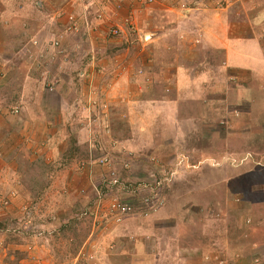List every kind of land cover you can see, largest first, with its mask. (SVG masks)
I'll list each match as a JSON object with an SVG mask.
<instances>
[{"label":"rangeland","instance_id":"rangeland-1","mask_svg":"<svg viewBox=\"0 0 264 264\" xmlns=\"http://www.w3.org/2000/svg\"><path fill=\"white\" fill-rule=\"evenodd\" d=\"M47 3L0 0L9 11L7 22L24 18L40 29L63 10L76 14L83 10L82 2L77 0ZM167 4H162L165 8L160 6V13L136 15L137 33L124 30L122 36L98 41L93 48L82 36L66 38L60 49L48 52L42 42L35 46L32 60H28L30 68L42 74L45 92L49 82L61 83L55 74L60 69L67 71L64 76L69 74L80 82V70L92 63L93 54L98 65L113 68L118 61H124L126 67L131 65L132 72L139 74L147 68L146 60L154 58H148L151 53L144 46L143 30L162 31L182 22L191 25L215 9L235 8L242 15H250L256 7L264 10V0H226L225 5L213 0L208 8L184 17V12L175 14ZM123 16L127 13L123 12ZM152 16L154 20L150 22ZM55 20L58 29L53 30L63 33L62 17ZM178 29L182 33L179 37L177 31H165L171 43L177 40L181 44L203 33L200 29L188 31L183 24ZM40 36L44 39L42 33ZM71 41H81V49H74ZM173 44L165 50L164 60L168 62L175 61V52H179L172 50ZM156 45L152 47L158 55L154 60H159L165 55L158 53L163 45ZM63 61L70 62L69 66H62ZM98 69L96 66V72ZM171 75L167 72L162 76L167 80L163 90L157 82L148 83V87L140 84L144 94L139 87L126 90L130 95L140 93L137 96L114 89L105 91V102L96 108L90 101H97L96 87L93 92L90 89L87 98L63 97L64 104L76 100L80 104L75 117L70 113L72 124L80 125L60 127L62 138L59 134L54 140V145L62 146L59 149L65 148L64 153L51 151V155L43 146L37 149L36 155L41 157L35 163L24 160L21 177L25 181L6 174L0 177V264H114L117 259V264H121L119 257L128 255V250H134V240L140 242L142 238L150 244V253L135 255L139 264H264V91L257 95L254 89L248 90L246 98L252 101L247 102L228 90L221 99L229 97L232 102L218 106L209 102L211 98L199 95L187 102L186 108L183 106L181 118L176 117L175 111L160 110L159 115L165 117L145 119V112L136 108L142 104H135L145 99L162 100L165 91L164 98L175 97L177 84ZM76 81L69 84L71 89L76 87ZM84 87L88 89L87 84ZM118 87L122 89L116 80L115 90ZM216 96L219 97L216 94L213 98ZM189 107L194 110L187 111ZM16 110L8 111L16 115ZM96 137H101L105 145L112 140L127 151H122V157L107 167L86 163L83 168L85 162H90V151L95 149H91L90 142ZM197 140L207 142L209 148L203 149L211 158L199 155L196 148L201 142ZM54 145L51 143V148ZM125 163L130 164L128 169ZM111 169L120 173L122 184L107 192L98 216L91 207L96 191L105 192L103 178ZM152 194L153 202L159 200L157 210L137 205L134 215L119 224L108 212L106 202L113 197L141 204Z\"/></svg>","mask_w":264,"mask_h":264},{"label":"crops","instance_id":"crops-1","mask_svg":"<svg viewBox=\"0 0 264 264\" xmlns=\"http://www.w3.org/2000/svg\"><path fill=\"white\" fill-rule=\"evenodd\" d=\"M43 2L49 5L47 0H43ZM38 5L42 8L40 3ZM124 5L126 7H124L123 12L127 13L129 6L127 3H124ZM160 6L156 5L142 12L157 14L158 11H162ZM162 7L164 6L162 5ZM178 12L180 14L179 10H174L175 14ZM8 14L9 11L5 4H0V171H3L0 172V177L6 174V176H17L20 181H25L21 177L22 166L25 165L24 160L30 161L31 164L35 163V160L41 157L39 154L36 155L37 149H42L45 146L49 149V153L51 151L64 153L65 148L59 149L60 145H54V140L56 135L58 136L59 134L62 138L60 129L62 126L66 128L72 124L73 120H71L70 113H73L75 117L76 111L80 110V108H77L80 104H78L77 100L74 101L75 103L71 101L64 104L63 97L75 96L74 98L76 99L77 97L78 100L83 99L85 96L87 98L90 95V90L89 87H87L88 89L84 87L85 84H83L82 80L80 82L77 78L72 80L69 74L63 75L67 71L60 69L55 74H57L56 79L59 80L60 78L61 83H58L54 92H50L49 90L45 92L42 88V74L36 73L30 68L28 60L29 58L32 60V57L35 56L33 53L37 51L32 41L40 36L41 33L47 35L50 32H55L59 35L60 30H57L58 27L54 23L55 19L60 17L59 14H55L49 21V24L44 25L42 29H40V26L35 27V25L27 22L24 18L19 20L17 17L13 21L7 22L9 18ZM53 14H50V17ZM244 16L248 18L246 19ZM1 17H3L2 20ZM153 17H150V22L154 20ZM200 17L201 19H198L196 23L191 25L182 22L178 23L176 27L173 26L174 28L162 29V31L161 29L159 31L151 30L146 33V29L143 30L144 46H147L149 48L148 53H151L148 54V58L150 57L151 59L152 56L154 58L158 57L152 48L156 44L163 45L162 50L158 53L162 52L161 55H165V57H160L159 60H154V58L146 60L145 65L147 68L139 72V74L132 72L131 65L126 67L124 61H118L113 68L103 64L107 70L111 69L110 73L104 77L105 79L96 77L94 87L107 92L114 89V92L125 91V93H128L126 90H131V88L135 90L139 87V92L144 94V90L140 88V84H145L148 87L150 84L155 85L158 82L159 84L157 83V85H163V90L167 80L165 79V81L162 76L164 77V74H167V72H172L170 77L174 78L177 84L175 97L164 98L166 95L165 91L162 100L145 99L142 100V103L133 102V104L136 103L135 105L142 104L136 108L141 113L145 112L143 115L145 119L150 116L149 118L153 117V120H160L165 117L164 115H159L158 111L160 110H163V112L175 111V114L177 113L176 117L181 118L183 106L199 95L211 98L209 102L212 105L218 106L227 103V101L232 102L229 97L221 99V96L230 90V94L240 95L243 101L251 102L252 100L249 97L246 98L248 90L254 89L257 95L264 91V10L262 11L256 7L253 12H250V15H245V13L242 15L241 11H237L235 8L228 10L215 9L213 13ZM173 18L179 19L177 16ZM161 23H163V20ZM179 24H183L188 31H192L193 29L194 31H199L200 29V34L202 31L203 33L195 38L196 41L195 39H187L186 42H181V44L177 40L171 43L165 31L169 30V32L173 31L175 33L177 31L179 37L182 34L181 30L178 29L181 26ZM54 27L57 29L53 30ZM150 33L152 35L148 36ZM171 44L174 46L172 50L179 52H175V61L168 62V59L164 60L167 57L165 50ZM30 54L32 55L30 56ZM68 63L70 64V62L63 61L62 66H69ZM121 63L125 64V66H121ZM147 69L148 73L146 72ZM116 80H118L119 86L122 85V89L118 87L115 90ZM74 81L77 82V85L74 89H71L69 84L72 85ZM148 81H153V83ZM78 82L80 83L79 85ZM212 89H216V91L213 92ZM153 90L155 91V87ZM140 93L135 95L128 93V96H137ZM216 94L219 97L213 98V95ZM94 96H96V99L100 98V105L105 102V92L102 97L99 96L98 98L97 95ZM11 104L13 105L12 107ZM11 108L13 110L18 109L19 114L13 115L9 113L8 110ZM83 108L87 110L85 106ZM133 109H135L134 106ZM193 110L189 107L187 111ZM79 125L78 123L74 126L78 127ZM109 142L110 144H107L113 146L111 148L116 153L119 151L120 153L122 151L125 152L124 150L126 149L121 146L119 147V145L116 146V143L112 140ZM51 143L52 147L53 145L56 147L51 148ZM196 150L199 155H204V157L210 156L207 154L206 149L197 147ZM134 241V250H128L130 251H127L128 255L119 257L121 258L119 263L139 264L138 257L135 255H148L150 253L148 251L150 244L147 242V239L142 238L140 242L136 239ZM142 252L146 253L143 254ZM117 260L114 261V264H117Z\"/></svg>","mask_w":264,"mask_h":264},{"label":"built area","instance_id":"built-area-1","mask_svg":"<svg viewBox=\"0 0 264 264\" xmlns=\"http://www.w3.org/2000/svg\"><path fill=\"white\" fill-rule=\"evenodd\" d=\"M79 2H82V12L80 14L76 13H69L67 10H63L59 13V16L62 17V22L64 31L61 32L59 35L55 32H50V34L45 35L44 39L40 37H36L32 44L34 46L39 47L41 43L43 42L44 50L45 52H48L50 50L60 49L61 46H63V43L68 39H73L77 36H82L85 38L90 44V46L93 48L96 46L95 44L98 41H106L107 39H114L122 36V34H125V31H130V33H137V27L135 23V18L137 17L139 13H141L143 10H146L148 8H152L156 5H162L164 4L168 6L170 10H179L180 12H184L186 15L187 13H191L193 11H199L201 9H206L210 6L211 2L213 0H77ZM169 1V2H168ZM222 1V5L226 4V0H220ZM124 3H127L128 6V12L127 16H123V9L126 7ZM67 38V39H66ZM74 49L78 51V49H81L83 43L80 42H73ZM92 63L89 64L87 67L85 66L80 70L79 78L82 80V82L89 87V90L91 89L93 92L94 88V81L96 77H105L110 72L107 70V68L103 65H98V60L96 59V55H92ZM96 66L99 68L96 72ZM103 67V68H100ZM48 85L49 91L54 92L58 81L53 80L52 83L49 82ZM110 84V83H109ZM95 95L102 97L104 96L105 90H100L98 88H95L94 90ZM93 106L100 107V101H97L92 99L90 100ZM103 105V104H102ZM88 109L91 110V105L88 104ZM16 114H19V110L17 109L15 111ZM104 121V118H103ZM98 122V121H97ZM101 137L99 139L96 137L95 140L91 141L90 144H92L89 160L90 162H85V165H83V168H85L86 163H88L89 166L94 167L95 164H98L99 167H107L113 163L115 159H117L116 155H120L118 152L109 146L108 144H104L101 141ZM96 147L98 149H96ZM98 151L101 152L100 157L98 156ZM99 157V158H98ZM95 166V167H98ZM125 168L128 169L130 167V164L125 163ZM103 183L105 187V192H101L99 189L96 191V199L91 207L93 209V212H97V215L100 213V210L102 207H104L103 202L106 201L107 198V192L111 191L112 189L121 186V177L120 173L116 170L111 169L106 176V178H103ZM152 190V188H151ZM154 195H149L146 197V200L144 203L139 204L138 202H123L118 197H113L111 202L108 203V212L114 217L115 222L117 224L121 223L125 218H128L132 215H134L135 208L138 205V207L144 206L152 209L157 210L158 209V201L153 202ZM127 201V200H126ZM103 205V206H102ZM96 215V216H97ZM100 216V215H98ZM99 218V217H98Z\"/></svg>","mask_w":264,"mask_h":264},{"label":"trees","instance_id":"trees-1","mask_svg":"<svg viewBox=\"0 0 264 264\" xmlns=\"http://www.w3.org/2000/svg\"><path fill=\"white\" fill-rule=\"evenodd\" d=\"M170 27H173V26H170ZM197 141H198V140H197ZM203 141H204V140L198 141L199 144H200V142H201V144L198 145V147H200V148H204V147L209 148L207 142L205 143V141H204V142H203ZM203 144H205V145H203ZM161 147H162V146L159 145V148H161Z\"/></svg>","mask_w":264,"mask_h":264},{"label":"clouds","instance_id":"clouds-1","mask_svg":"<svg viewBox=\"0 0 264 264\" xmlns=\"http://www.w3.org/2000/svg\"><path fill=\"white\" fill-rule=\"evenodd\" d=\"M122 156H121V154H120V157H117V159H119V158H121ZM124 157V156H123Z\"/></svg>","mask_w":264,"mask_h":264},{"label":"water","instance_id":"water-1","mask_svg":"<svg viewBox=\"0 0 264 264\" xmlns=\"http://www.w3.org/2000/svg\"><path fill=\"white\" fill-rule=\"evenodd\" d=\"M154 34V33H153ZM152 35V33H150V34H148V36H151Z\"/></svg>","mask_w":264,"mask_h":264}]
</instances>
